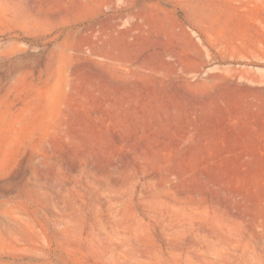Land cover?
<instances>
[{"label":"rangeland","instance_id":"rangeland-1","mask_svg":"<svg viewBox=\"0 0 264 264\" xmlns=\"http://www.w3.org/2000/svg\"><path fill=\"white\" fill-rule=\"evenodd\" d=\"M175 206L264 249V0H0V264H181Z\"/></svg>","mask_w":264,"mask_h":264},{"label":"bare ground","instance_id":"bare-ground-1","mask_svg":"<svg viewBox=\"0 0 264 264\" xmlns=\"http://www.w3.org/2000/svg\"><path fill=\"white\" fill-rule=\"evenodd\" d=\"M158 202L159 201L155 203L158 204ZM159 203H161V201ZM171 207L168 209L169 211L167 210L168 218L166 217L167 222L164 223V229L166 228V233L173 235H162L165 242V250L169 257L181 260V264H264V249L252 246L245 241L243 235H229L224 231L213 233L205 230L201 231L200 228L195 230L196 235H181L189 232L191 229L192 217L183 208H176V206L174 208ZM155 212L157 211L155 210ZM103 217L105 216H101L102 219ZM138 224H136V226ZM130 228L131 227L117 224L114 227H111L109 234L128 236V230ZM183 236H188V239L185 243L180 245L176 240ZM129 241L131 243V248L139 244V240L136 236L129 235ZM153 252L150 253V251L143 250L142 254L139 255L132 253L131 260L133 259L137 261V264H156L161 259L160 251L158 252L159 254H157L159 256L154 255ZM125 253L128 254V251L126 250ZM129 260L130 259H128V261Z\"/></svg>","mask_w":264,"mask_h":264}]
</instances>
